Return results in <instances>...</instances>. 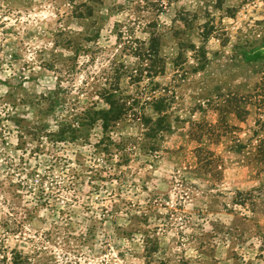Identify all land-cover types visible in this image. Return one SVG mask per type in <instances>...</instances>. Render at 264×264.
Wrapping results in <instances>:
<instances>
[{
	"label": "rangeland",
	"instance_id": "rangeland-1",
	"mask_svg": "<svg viewBox=\"0 0 264 264\" xmlns=\"http://www.w3.org/2000/svg\"><path fill=\"white\" fill-rule=\"evenodd\" d=\"M105 90L137 99L148 126L81 125ZM12 250L25 264H264V0H0Z\"/></svg>",
	"mask_w": 264,
	"mask_h": 264
},
{
	"label": "trees",
	"instance_id": "trees-1",
	"mask_svg": "<svg viewBox=\"0 0 264 264\" xmlns=\"http://www.w3.org/2000/svg\"><path fill=\"white\" fill-rule=\"evenodd\" d=\"M106 94L105 101L108 104L107 109H95L90 108L87 110V123L83 122L81 125H92L96 123V121H101L102 129L105 133L112 132L111 128L116 125L120 120H122L124 117H127L128 115L132 114L131 120H137L141 122L144 126L146 125L148 120L145 118V114L143 112V106L136 105L138 100L132 99L130 101L129 99L118 97L114 98L113 92L109 93V91L104 92ZM156 101V100H154ZM138 107V108H137ZM155 109L158 111L160 109H157V106L155 105ZM146 130H148V127H145ZM152 129L151 127H149ZM62 134H65V132L62 130ZM69 132H72L75 134L76 129L72 128ZM147 134V133H145ZM70 138H74V136H69ZM58 138H64L63 135L59 136ZM108 139V138H107ZM28 263V258H25L21 253L12 250L9 253L7 251H0V264H25Z\"/></svg>",
	"mask_w": 264,
	"mask_h": 264
}]
</instances>
